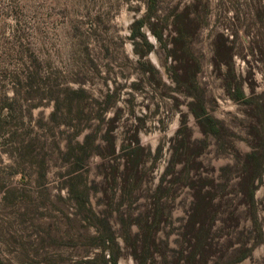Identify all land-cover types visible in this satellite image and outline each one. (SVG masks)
I'll return each mask as SVG.
<instances>
[{
	"label": "rangeland",
	"instance_id": "374dc122",
	"mask_svg": "<svg viewBox=\"0 0 264 264\" xmlns=\"http://www.w3.org/2000/svg\"><path fill=\"white\" fill-rule=\"evenodd\" d=\"M155 5L150 23L165 47L149 23L134 24L148 14L149 0H0V106L5 94L14 99V110H3L0 117L11 129L21 126L26 139L40 136L42 146L22 160L13 135H0V259L6 264H105L110 252L99 235L108 224L123 253L119 264H139L125 240L132 244L149 225L155 227V244L144 264H204L199 251L195 260L189 255L206 222L205 264H264L259 234H264V0H156ZM133 29L144 33L152 48L139 35L132 38ZM179 30L185 45L176 52ZM186 52L199 65L200 99L220 122L216 136L201 132L188 106L194 97L171 78L173 68L185 65L179 55ZM140 59L151 63L161 80ZM80 87L87 95L75 96L73 108L62 104L58 118L97 119L102 105L95 100L107 93L115 100L100 123L97 143L105 147L109 131L116 151L106 150L107 157L93 153L82 168L97 223L62 188L70 172L60 154L68 131L50 122L55 106L48 99H69ZM238 88L253 100H236ZM182 113L192 130L183 138L203 143L178 161L173 143ZM139 122L144 152L136 179L126 181L127 146ZM87 131L77 137L80 142ZM255 147L262 170L253 205L240 181L244 156ZM41 156L47 161L45 186L38 178ZM202 183V191L216 197L201 226H191Z\"/></svg>",
	"mask_w": 264,
	"mask_h": 264
},
{
	"label": "trees",
	"instance_id": "16d2710c",
	"mask_svg": "<svg viewBox=\"0 0 264 264\" xmlns=\"http://www.w3.org/2000/svg\"><path fill=\"white\" fill-rule=\"evenodd\" d=\"M156 0H149V7H148V14L145 15L142 19H139L136 21L134 24L136 27H142L144 23L150 25L152 32L158 37V39L162 42V46L165 47L166 43L163 42V37L161 36V32L156 30L153 25L150 23V18L152 16H157V10H156ZM140 36L144 43L149 47L152 48V45L148 42L146 36L144 33L139 31H135L133 29V34L132 38H135L136 36ZM184 39V32L179 30V34L177 37V42L175 46V51L179 52V48L182 47L181 45L183 44ZM185 42V41H184ZM174 51V50H173ZM143 53L141 54V57H143ZM183 58V62L185 65H181L179 67L173 68L174 71L170 74L171 78L176 82V87H182L185 86L187 87V90L184 91L186 95H191L194 97L192 101L188 103L189 110L193 117L196 119L198 125L200 126V130L203 134L205 135H218L220 131V122L215 119L210 112L207 109V106L205 104L204 99H200V94L198 90H200V87L197 86V81H196V75L199 71V65L196 59L194 58L193 55L189 54V52L183 53V55H179V59L181 60ZM139 62L149 68L148 73H152L153 75L158 76L157 80H161L159 76V71L151 65L148 61H141ZM36 63H39V61H36ZM32 66L35 67V62L32 61ZM194 65L196 67H194ZM178 69H180V72H178ZM37 69H35V72ZM191 88V90L189 89ZM29 90H33V87H31ZM88 91L84 87H80L75 90H71L68 94L69 99H59L58 96L55 97V99H48L50 101H53L55 109L53 110L52 116L53 118L50 119V122H55L54 125L62 126L64 125L65 129H63L65 132L68 131V137L65 138L66 143L65 145L61 148L60 147V154L63 156V161L65 163L69 164V170L70 172L66 174V179L64 181V184L62 185V188L65 186V188L68 191V194L71 196V199L75 203V205L78 208H81L82 212L88 216L92 215L95 223L99 221V216L95 213V210L93 207L90 206V192H91V187H88L84 183V178H83V173H82V168L85 165V162L88 160L91 156V154L96 153L99 154L103 157H107L105 152L108 150V155H113L116 151V143L113 140V137L111 136V132L107 131V136H103V139L105 140L106 144L105 147L102 145V143H97V137H98V130L101 128V122L105 120V114L107 111H109L115 100L111 99L113 94H106L104 98L99 101L95 100V102L98 105H102L101 107V113L96 116L97 119H93V117H89L87 115L86 119H81V118H58L57 114L60 111L61 105L65 104V107L67 109L73 108V105L77 103L76 99L74 101V97L80 94H85L87 95ZM33 94V93H32ZM4 103L0 106V112L3 110H14V102L13 100L10 101V97L7 96L6 94ZM236 100L239 101H244V102H250L253 99H249L245 92L243 91L242 88H238L237 91L235 92ZM82 99H79V102ZM39 106L38 104H35L34 106H30L29 110L31 111L32 107H37ZM105 115V116H104ZM184 114L182 113V116ZM82 116V113L79 115V117ZM186 116L182 117V127L179 129V135L178 138L174 139L173 143V148L175 149V156L178 157V161H181V156L186 153L187 156H190L188 154L190 151L195 150V143H203V141H190L186 138H183V134L185 131H188V137L189 135H192V130L185 125L186 124ZM119 117L115 116V118H111L110 122H112ZM5 118L0 117V135H5V134H11L13 135L12 137L15 138L16 140V147L19 152L20 158L23 160L26 156L31 159L33 156V151L37 147H42L41 146V138L40 136H31L29 139L25 138L24 136H21L19 133L20 127H16L14 129H11L12 125H8V122L5 123ZM94 120V121H93ZM95 122H98L96 124ZM142 122H139L134 129V132L132 134V141L129 146V151L127 153V167L124 172L125 174V180L126 181H131L132 179H136L138 168L140 167L141 163V156L142 153L144 152L142 146L139 144V139H138V131L141 128ZM39 128H42L43 126L41 124H37ZM67 127V129H66ZM95 127V128H94ZM71 129V130H69ZM109 130H113L114 126H109ZM14 130V132L12 131ZM67 130V131H66ZM88 130V131H87ZM87 133L84 136V139L80 142L77 137L84 132ZM20 134V135H19ZM28 135V134H27ZM101 139V138H99ZM18 142V143H17ZM188 142V143H187ZM132 145V146H131ZM180 150H182L183 153L180 154ZM186 151V152H185ZM179 152V153H178ZM185 152V153H184ZM201 151H198L197 154H199ZM196 155H194L192 158H194ZM40 165H39V170H40V176L38 177L41 181V184L45 186L47 184V161L43 158V156L40 157ZM261 158H260V153L258 149L255 147L252 149L251 152L245 154L244 159H243V170L245 172V176L241 179L240 185H241V193H243L245 196H249V200L253 205H255V192L257 189L256 185V180L257 178L260 180V173L259 171L262 170L261 167ZM228 167V166H227ZM190 166L189 165H184V170L186 173L190 172ZM22 173V171H21ZM209 182V181H208ZM203 184L202 183L198 189L197 192L195 193V201L194 204L197 206V212H195V218L194 214L189 217V225L193 226L195 223H199L201 220V217L204 216V212H207L209 209V206L211 205V202L214 200L216 197L215 194H213L211 191L204 190L203 189ZM211 190L214 186V182L211 181ZM193 185V183H190L189 186ZM222 184H216V187H220ZM159 191H163L162 186H160ZM6 195V194H5ZM4 195V196H5ZM162 213L161 211H158L157 218L158 221L161 220ZM94 224V223H93ZM202 224V223H201ZM199 223V226H201ZM208 225L207 222L204 223L199 229H201L203 235H199L197 240V244L195 247L194 252H192L189 255L190 259L196 258V255L194 254L199 251L198 253L201 257L204 264L207 256L208 251L210 250V244L209 241H207V236L209 232L210 225ZM98 228V227H97ZM154 233H155V227L154 225L151 226L149 225L146 227L143 231H141V234H137L136 240H133L132 244H129L126 241V251L127 253H130L137 261L139 264H144L148 259L151 257L152 254V249L155 244V238H154ZM260 236L264 237L263 232L261 230L259 231ZM101 242H102V247L105 250H108L110 252V256L108 259L105 260V264H119V257L121 256L122 251L121 247L119 246L118 242L116 241L115 235L111 229V227L107 226L106 230H103L100 232L99 235ZM140 237V238H139ZM137 245H136V243ZM242 260V259H241ZM198 262V261H196ZM0 264H6L4 260L0 259Z\"/></svg>",
	"mask_w": 264,
	"mask_h": 264
}]
</instances>
